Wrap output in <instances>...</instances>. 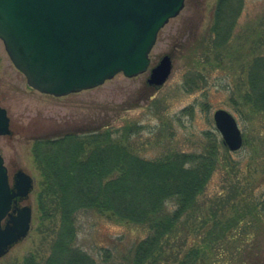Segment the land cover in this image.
Here are the masks:
<instances>
[{"label": "rangeland", "instance_id": "1", "mask_svg": "<svg viewBox=\"0 0 264 264\" xmlns=\"http://www.w3.org/2000/svg\"><path fill=\"white\" fill-rule=\"evenodd\" d=\"M215 3L184 0L180 12L159 30L149 54L150 65L165 54L172 61L170 74L160 86L147 83V70L132 77L120 72L99 86L67 95L41 93L27 85L0 40V105L7 111L11 130L0 135V153L10 173L21 168L33 178V188L23 202L32 208L31 228L0 256V264L41 261L55 234L37 205L41 175L32 154L36 137L92 128L106 121L122 126L131 120L140 128L133 144L144 157H155L171 144L199 152L208 148V136L214 133L223 142L212 116L217 108L235 116L243 143L237 150L221 149L222 164L209 178L199 209L186 221L185 241L174 252L178 260L193 244L204 250L198 264H238L248 258L254 242L264 257V117L243 123L229 105L249 46L264 38V0H244L229 43L232 54L220 60L212 51L203 52ZM199 71L206 73V83L199 80ZM81 217L77 243L93 256H98L99 246L127 252L145 234L139 227L115 224L94 212Z\"/></svg>", "mask_w": 264, "mask_h": 264}, {"label": "trees", "instance_id": "2", "mask_svg": "<svg viewBox=\"0 0 264 264\" xmlns=\"http://www.w3.org/2000/svg\"><path fill=\"white\" fill-rule=\"evenodd\" d=\"M243 5L244 0H216L203 52L212 51L217 60L232 54L229 43ZM249 48L229 98L243 123L264 117V38ZM198 74L206 83V73ZM139 133L131 120L122 126L106 121L34 139L32 154L41 175L37 205L55 234L49 253L41 261L29 260L32 264H198L202 248L192 244L178 260L174 249L185 241L186 221L199 209L209 178L222 164L221 149H229L214 133L208 148L199 152L171 144L147 158L133 144ZM88 212L145 234L127 252L99 246L93 256L77 243L81 216ZM261 253L253 242L248 258L238 264H264Z\"/></svg>", "mask_w": 264, "mask_h": 264}, {"label": "water", "instance_id": "3", "mask_svg": "<svg viewBox=\"0 0 264 264\" xmlns=\"http://www.w3.org/2000/svg\"><path fill=\"white\" fill-rule=\"evenodd\" d=\"M183 6L184 0H0V40L29 87L67 95L119 72L132 77L148 70L159 30ZM171 68V57L163 55L150 68L148 83L162 85ZM212 116L228 149H239L243 138L235 116L225 108ZM9 124L0 105V135L11 132ZM32 188V177L21 169L9 183L0 153V256L31 228V206L10 209Z\"/></svg>", "mask_w": 264, "mask_h": 264}, {"label": "flooded vegetation", "instance_id": "4", "mask_svg": "<svg viewBox=\"0 0 264 264\" xmlns=\"http://www.w3.org/2000/svg\"><path fill=\"white\" fill-rule=\"evenodd\" d=\"M146 80H147V79H146ZM147 83H148V81H147ZM148 84H149V83H148ZM6 167H7V166H6ZM20 169H21V168H16L12 173H10V172L8 171V168H7L8 179H9V183H10L11 185H12V183H13V181H14V177H15L16 173H17ZM27 198H28V196H27V197H17V198H16V202H13V206L11 207L10 212H13V209H14L16 206L21 207V206H23V205H26V203H23V202H24ZM6 218H8V217H5V219H3V221H2V223L5 222Z\"/></svg>", "mask_w": 264, "mask_h": 264}]
</instances>
